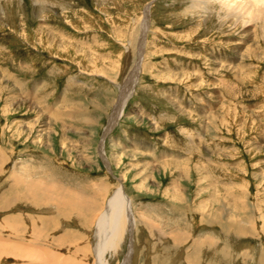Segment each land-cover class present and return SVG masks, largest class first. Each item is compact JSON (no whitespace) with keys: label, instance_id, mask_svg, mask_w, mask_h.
<instances>
[{"label":"rangeland","instance_id":"1","mask_svg":"<svg viewBox=\"0 0 264 264\" xmlns=\"http://www.w3.org/2000/svg\"><path fill=\"white\" fill-rule=\"evenodd\" d=\"M193 1L0 0V264H264V25Z\"/></svg>","mask_w":264,"mask_h":264},{"label":"bare ground","instance_id":"2","mask_svg":"<svg viewBox=\"0 0 264 264\" xmlns=\"http://www.w3.org/2000/svg\"><path fill=\"white\" fill-rule=\"evenodd\" d=\"M58 1H65V0H34V5L37 8H39V7H47L48 8L49 3L53 2L55 7H56L59 4ZM62 9H64V7ZM184 12H185V14H188V15L192 16L193 18L197 17V18L202 19V21H205V22L207 21V19H211V17L214 16L219 21V25H221V29L226 28L227 30L228 29L231 30L230 33H232V35L234 32L245 29V36H247V33H248V35H249V33H252L253 25L260 24L261 28L264 25V0H194L191 3V5L189 7H187V9ZM148 14H149V12L146 11V17L144 18L143 24H142V32L143 33H141L142 35H141V38L139 39V41H140L139 45L141 47L140 53L138 52L139 53V60L143 56V48H144L143 46L147 45L146 44V41H147L146 40V35H147L146 30L149 27V23L147 22L149 19ZM5 16H6V14H5ZM45 28H46L47 34L53 35V37L55 36L54 38H52L50 36V38L48 39L49 41L55 42V41H59L60 39L61 40L65 39L64 34L62 36H60V35L55 34L56 32H54V30L47 28V26ZM249 28H251V29H249ZM262 30H263L262 36H264V27L262 28ZM39 31H41V33L44 32L43 26L40 27ZM253 55L254 54L252 53L251 56H253ZM181 76L185 77V74H183ZM120 114H121L120 111L118 112V114H116L117 119H118V116ZM40 188L41 187H38L37 189L41 190L42 188L41 189ZM38 195H39V193H38ZM43 195H39L38 197H42ZM109 204H111V205L106 210V213L103 216H101V218H100L101 224H99V232H100L99 235H102L104 228H107L109 231L110 225H108V223H109L108 218H110V217L107 216L109 211L111 212V220L114 221V219H115L116 223H117V224L113 223V225L115 224V228H114L115 232L114 233L115 234L120 233L122 222H121V219H118V218L122 217V215L124 214V210H125L126 206L129 205V203H127V198L124 194V189H122V187H121V189L118 190V194L113 196L107 202V206ZM87 207L88 206L85 205V208H87ZM88 214L92 215L91 209H88ZM110 223H111V221H110ZM132 229H134V228H132ZM109 235L111 236V234H109ZM116 236L117 235H114L112 239L116 240ZM110 243L113 244V242H110ZM101 253L102 252H99L97 254L100 259L102 257Z\"/></svg>","mask_w":264,"mask_h":264}]
</instances>
